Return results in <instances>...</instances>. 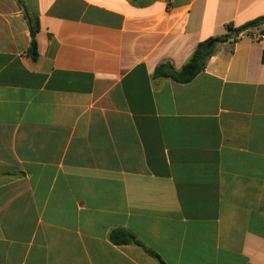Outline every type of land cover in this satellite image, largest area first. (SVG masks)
I'll list each match as a JSON object with an SVG mask.
<instances>
[{
	"label": "crops",
	"instance_id": "0c3cea01",
	"mask_svg": "<svg viewBox=\"0 0 264 264\" xmlns=\"http://www.w3.org/2000/svg\"><path fill=\"white\" fill-rule=\"evenodd\" d=\"M0 0V264H264V0ZM28 12L39 25L38 58ZM213 48L191 82L180 71Z\"/></svg>",
	"mask_w": 264,
	"mask_h": 264
},
{
	"label": "trees",
	"instance_id": "16d2710c",
	"mask_svg": "<svg viewBox=\"0 0 264 264\" xmlns=\"http://www.w3.org/2000/svg\"><path fill=\"white\" fill-rule=\"evenodd\" d=\"M21 4V2L18 0ZM26 20L30 26L31 33V45L29 49V55L33 60L38 58V44L36 40V34L39 30V25L34 18L28 12H25ZM264 25V17L257 18L244 26L234 28L232 24L227 26L228 33L226 35L213 38L211 41L216 43L229 41L233 36H238L242 32L248 30L251 27H261ZM264 34V30L260 32ZM213 48H208L207 43H202L198 46L191 59L180 71L174 70V68L169 64H162L156 70V75L160 77L172 78L180 83L191 82L199 73H201L206 65L208 58L211 56ZM111 241L116 245H129L136 244L141 247L147 254L156 259L160 264H166V262L153 250L148 248L144 243H142L131 231L124 228H117L113 230L110 234Z\"/></svg>",
	"mask_w": 264,
	"mask_h": 264
},
{
	"label": "built area",
	"instance_id": "2783aa9c",
	"mask_svg": "<svg viewBox=\"0 0 264 264\" xmlns=\"http://www.w3.org/2000/svg\"><path fill=\"white\" fill-rule=\"evenodd\" d=\"M238 36H233V38L231 39V42L234 43L235 42V39H237ZM264 37V34L262 33H259L257 36H256V39L257 40H261L262 38Z\"/></svg>",
	"mask_w": 264,
	"mask_h": 264
},
{
	"label": "water",
	"instance_id": "95a60500",
	"mask_svg": "<svg viewBox=\"0 0 264 264\" xmlns=\"http://www.w3.org/2000/svg\"><path fill=\"white\" fill-rule=\"evenodd\" d=\"M214 43H215V42H213V41L210 42L209 47H211Z\"/></svg>",
	"mask_w": 264,
	"mask_h": 264
}]
</instances>
